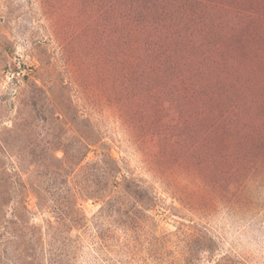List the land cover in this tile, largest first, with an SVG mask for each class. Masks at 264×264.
I'll use <instances>...</instances> for the list:
<instances>
[{
	"label": "rangeland",
	"instance_id": "1",
	"mask_svg": "<svg viewBox=\"0 0 264 264\" xmlns=\"http://www.w3.org/2000/svg\"><path fill=\"white\" fill-rule=\"evenodd\" d=\"M0 264H264V0H0Z\"/></svg>",
	"mask_w": 264,
	"mask_h": 264
}]
</instances>
